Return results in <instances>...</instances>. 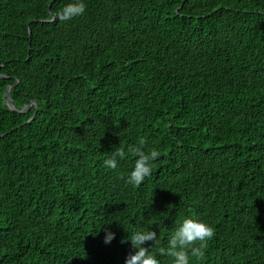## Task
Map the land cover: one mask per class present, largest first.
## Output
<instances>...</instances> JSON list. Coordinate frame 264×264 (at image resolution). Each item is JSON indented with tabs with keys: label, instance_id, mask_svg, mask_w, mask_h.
Listing matches in <instances>:
<instances>
[{
	"label": "trees",
	"instance_id": "obj_1",
	"mask_svg": "<svg viewBox=\"0 0 264 264\" xmlns=\"http://www.w3.org/2000/svg\"><path fill=\"white\" fill-rule=\"evenodd\" d=\"M69 2L0 0V264H125L188 217L215 230L191 264H264V0ZM141 140L136 187L103 162Z\"/></svg>",
	"mask_w": 264,
	"mask_h": 264
},
{
	"label": "clouds",
	"instance_id": "obj_2",
	"mask_svg": "<svg viewBox=\"0 0 264 264\" xmlns=\"http://www.w3.org/2000/svg\"><path fill=\"white\" fill-rule=\"evenodd\" d=\"M86 8V0H70L54 15L60 21H70L75 17L84 15ZM127 154H131L136 159L126 182L139 187L151 176L154 162L159 158L160 153L156 149L145 151L144 141L141 140L137 145L130 144L127 153L123 147L115 148L111 156L104 160V167L117 170L120 162L125 160ZM214 235V228L203 220L195 217L184 218L170 234L167 246L160 247L157 254L151 251L152 246L159 245L157 231L138 229L121 240V243L131 241L135 249L133 253L129 254L125 264H160L158 255L172 257L173 264H191L192 258L199 259L203 257L204 248ZM115 237V232L107 231L105 243H111Z\"/></svg>",
	"mask_w": 264,
	"mask_h": 264
},
{
	"label": "water",
	"instance_id": "obj_3",
	"mask_svg": "<svg viewBox=\"0 0 264 264\" xmlns=\"http://www.w3.org/2000/svg\"><path fill=\"white\" fill-rule=\"evenodd\" d=\"M51 5H52V4H51ZM50 7H51V6H50ZM7 104L9 105V107H10L11 110L16 111V109L13 107L12 102H11V89H9V93H8V103H7ZM31 107H32V106H29V107L26 108L22 113H27V112L31 109ZM36 115H37V113L35 114V116L33 117L32 120L35 119ZM32 120H31V121H32ZM31 121H30V122H31Z\"/></svg>",
	"mask_w": 264,
	"mask_h": 264
}]
</instances>
